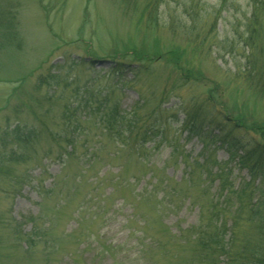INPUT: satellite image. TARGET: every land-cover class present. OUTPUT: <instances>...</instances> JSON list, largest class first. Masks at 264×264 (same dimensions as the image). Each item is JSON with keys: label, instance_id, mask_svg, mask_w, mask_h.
I'll use <instances>...</instances> for the list:
<instances>
[{"label": "rangeland", "instance_id": "374dc122", "mask_svg": "<svg viewBox=\"0 0 264 264\" xmlns=\"http://www.w3.org/2000/svg\"><path fill=\"white\" fill-rule=\"evenodd\" d=\"M10 1L12 11L17 13L15 22L22 48L0 51V133L16 123L29 129L40 128L41 112L36 111V103L46 88L38 94L33 91L36 78L46 67L62 66L64 61L70 64V68L63 70L71 72L67 83L77 80L71 86V95L65 94L70 102L75 101L77 90L81 93L87 88L102 91V95L106 91L115 92L122 111L129 112L143 102L147 110H152L165 92L162 108L171 112L160 124L161 134L152 136L146 145L144 162L127 161V155L139 154H129L128 148L121 150L119 142L109 139L96 153L101 163L82 166L84 156L88 157L98 147L94 146L98 130L83 122L86 112L82 111L77 120L80 117L78 123L84 131L73 134L79 144L84 139H88V144L76 148L66 165L58 160V155L64 153L60 146L50 143L52 154L46 159L47 147L40 140L35 153L29 152L27 163L12 166L6 170L11 172L1 174L0 264H47L45 255L55 244L58 246L49 258L51 264H98L93 259L94 247L102 242L120 249L114 260L106 257L100 264H186L192 258V238L187 237V230L197 224L199 216L198 206L187 196L183 199L188 190L183 185L189 166L206 162L216 171L226 164L235 187L248 181V177L219 144L210 140L204 148L198 138L183 132L180 109L213 92L214 113H224L232 120L231 113L241 111L254 121L264 122V98L242 76L250 70L247 63L249 60L253 63L252 54L255 55L243 42L250 14L248 0H227L225 6L222 0H161L157 22L149 30L139 20L144 0ZM194 41L203 44L196 47ZM131 48H154L163 59L168 52L175 51L180 54L183 68L203 79L200 83L183 82L162 60L140 66L128 57L121 58L117 62L122 67L111 60L114 53ZM143 69L146 70L141 73ZM53 89L48 88L49 95ZM56 95H61L60 90ZM60 100L52 108L53 117L45 121L54 132L63 124L58 117L66 97ZM222 114L219 119H225ZM80 172L86 173L87 183L97 181L100 187L98 195L105 204V214L95 223L82 221L91 217L92 210L80 213L77 208L92 191L85 184L75 192L71 180ZM156 182L163 185L152 188ZM127 183L131 185L126 187ZM165 184L182 189L183 193L159 204ZM215 187L216 182L209 185V195L214 194ZM140 190L151 191L154 197L150 203H138L137 210L148 212L151 234L167 245L153 251L152 263L143 261L144 256L138 255L130 241L125 243L131 227L135 230L139 227L127 226L126 221L137 212L124 198L132 201ZM196 190L195 187L192 191ZM154 205L158 208L155 214ZM15 227L26 232L36 227L41 235L50 227L51 235L46 234V243H39L32 254L24 255V243L16 244L11 235ZM142 241L149 244L148 239Z\"/></svg>", "mask_w": 264, "mask_h": 264}, {"label": "trees", "instance_id": "16d2710c", "mask_svg": "<svg viewBox=\"0 0 264 264\" xmlns=\"http://www.w3.org/2000/svg\"><path fill=\"white\" fill-rule=\"evenodd\" d=\"M159 2L161 0H144L139 20L143 21L146 30L154 27L157 22ZM226 3L227 0H222L223 6ZM247 3L250 14L244 26L243 42L251 53L255 51V55L252 54L253 63L250 60L247 63L250 70L244 72L242 76L246 84H249L250 87L254 86L253 90L264 98V0H248ZM5 6L14 8L10 0H0V51L10 49L19 51L22 48V42L15 22L17 13L12 11V8L10 10ZM200 44L203 42L194 41L196 47H200ZM127 57L132 60V63L140 66L142 63L150 65L162 60L165 65L172 67L177 72L183 82L200 83L203 79L202 76H196L190 70L184 69L180 63V54L175 51L168 52L163 59L158 50L154 48L148 50L131 48L124 53H114L111 60L118 64V67H122V63L117 61ZM69 66L67 61H64L62 66L50 65L36 78L33 91L38 94L46 88L36 103V111L41 112L40 122L42 125L39 129H29L16 123L13 127H6L1 131L0 175L11 172L6 170L12 166L27 163L29 152L34 151L33 154L35 153V147L40 140L47 147L46 159L52 154V144L58 145L64 150L63 155H58V160L61 161V164L66 165L76 152V148L79 146L83 148L88 144V139L82 140L79 144L77 135L73 134L84 131L78 123L80 117L77 120L82 111L86 112V121L83 120V122L91 123V126L98 130V139L94 144L98 147L88 157L84 156V161L80 160L82 166L101 163L100 156L96 153L102 150L104 141L109 139L119 142L122 145L119 149L128 148L129 154H139L138 156L127 155V161L134 159L136 162H144L146 145L152 136L161 134L163 128L160 124L165 115L171 112L162 108L165 104L163 99L166 93L163 92L158 105L152 110H147L146 102H143L137 104L129 112L122 111L116 95H114L115 92L106 91L102 95V91L94 92L87 88L81 93L77 90L75 101L70 102L69 96L67 97L65 94L71 95V86L77 80H72L70 84L67 83L71 72L67 70L63 72V70L64 67ZM38 69L42 70L41 67ZM57 69L59 71L56 73ZM146 69H143L141 73H144ZM117 71L111 70L112 73ZM18 82L21 84L22 80ZM49 87L54 88L51 95L47 92ZM59 90L61 95L57 96ZM116 91L120 90L116 89ZM64 96L66 103L62 106L58 117L63 124L59 130L54 132L49 130L45 121L49 116L53 117L51 113L55 102L63 99ZM213 96L215 94L209 92L207 98L181 108L183 119L180 129L186 132L189 137L198 138L204 148L207 141L210 140L219 144L228 152L230 161L236 162L239 170L246 172L248 181L235 187L230 180L226 164H220L221 166L216 171H212V167L206 162L205 164H203L204 162L194 163L189 166L190 170L186 173V181L184 185L182 184L184 188H188V190H184H187L185 192L187 195H184L183 199L187 196L193 205L198 206L199 216L197 224L187 230V237L192 238V258L186 264H264V122L254 121L241 111L238 114L236 111H233L234 113L231 111V114L234 115L232 120L224 113L225 119H219L222 113L216 114L212 110ZM29 100L34 101L33 97H29ZM14 110L15 107L13 112H15ZM36 111L31 110V113L35 114ZM71 181L76 186L75 192L85 184L92 190L83 197V202H79L77 208L80 213L92 210L91 217L87 221L84 219L82 221L95 223L99 216L105 214V204L99 198L100 187L97 181L87 183L85 172H80ZM213 182H216L215 192L209 195V185ZM127 184L126 187L131 185ZM162 185L163 183L156 182L152 188L156 189ZM175 186H180V184H175ZM195 187L197 194L192 191ZM181 193H183L182 189L169 187L165 184L163 196L158 203L163 204L164 200H172L173 197ZM153 197V192L140 190L132 198V201L124 198L125 203H131L137 212L126 221L127 226L137 224L139 227L138 230L131 227L125 243L130 241L131 246L137 248L138 255L144 256L142 260L147 263L153 262L151 260L153 251L156 249L159 251L163 249L162 247L167 246L151 234L148 212L137 210L138 203H150ZM157 210L158 208H155L154 205L152 212L155 214ZM140 225L142 226L140 227ZM46 234L51 235L50 227L43 235L38 233L36 227L27 232L20 227L11 230L15 243H24L25 248H20L24 251V255L32 254L39 243H46ZM142 239H148L149 244L143 242ZM57 246L56 244L52 246L51 252L45 255L47 264H51L49 258L56 252ZM119 249V246L114 248L106 246L104 242L96 243L94 262L100 264L106 257L114 260Z\"/></svg>", "mask_w": 264, "mask_h": 264}]
</instances>
